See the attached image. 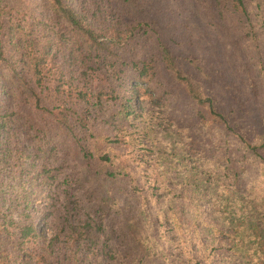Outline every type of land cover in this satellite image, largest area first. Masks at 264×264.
<instances>
[{"label": "trees", "instance_id": "trees-1", "mask_svg": "<svg viewBox=\"0 0 264 264\" xmlns=\"http://www.w3.org/2000/svg\"><path fill=\"white\" fill-rule=\"evenodd\" d=\"M0 264H264V0H0Z\"/></svg>", "mask_w": 264, "mask_h": 264}]
</instances>
